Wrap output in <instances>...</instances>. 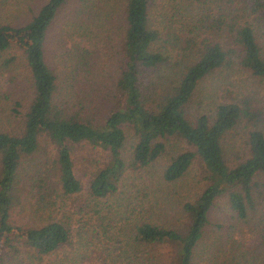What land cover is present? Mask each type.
<instances>
[{"label": "trees", "instance_id": "trees-1", "mask_svg": "<svg viewBox=\"0 0 264 264\" xmlns=\"http://www.w3.org/2000/svg\"><path fill=\"white\" fill-rule=\"evenodd\" d=\"M120 1L110 67L96 62L99 49L83 33L82 42L66 31L47 46L60 17L69 16L68 27L83 32L98 13L94 6L104 8L107 0H0V264H77L102 244L101 232L112 248L102 253V246L92 264H198V247L218 232L209 215L220 198L232 219L224 234L230 238L250 225L264 244V107H256L252 93L226 85L209 114L187 109L214 72L224 73L217 77L222 82L226 72L264 82V0H168L176 26L152 18L154 0ZM21 4L24 9L10 8ZM109 42L106 35L100 43L105 53ZM15 46L26 69L23 90L12 72ZM99 65L100 81L88 80ZM241 125L245 152L228 162L224 139ZM128 134L133 143L125 154ZM171 139L188 148L170 154L155 178L144 175L133 184L132 207L119 202L122 208L112 213L100 203L151 167ZM42 144L50 151L39 159ZM192 163L201 188L182 202L184 222L165 225L153 210L162 202L158 180H179ZM81 232L90 247L86 256L53 257ZM221 235L211 237L201 264L240 249L220 245Z\"/></svg>", "mask_w": 264, "mask_h": 264}, {"label": "rangeland", "instance_id": "rangeland-1", "mask_svg": "<svg viewBox=\"0 0 264 264\" xmlns=\"http://www.w3.org/2000/svg\"><path fill=\"white\" fill-rule=\"evenodd\" d=\"M169 3L168 0H154L153 6L151 8V16L154 20L157 22H160L161 19H164L169 23L171 26H176V17L173 16V20L175 21L173 23H170V19H168L169 15L172 14L169 9ZM10 7V6H9ZM97 6H94V10H96L98 13L95 14V18L92 19V22L89 23V27L85 29L83 32H80V30L76 31L68 27L67 23L69 21V16L60 17L59 20L55 21L53 30L51 33V42H47L48 48H53L55 46L54 37L60 38L65 36V32H72L69 37L70 39L76 41V42H82V36L81 33L85 35L86 38L89 39L90 46L95 45L98 50L96 57V62H100L101 64H107L108 66L112 67L114 65L115 58L113 57L116 53V47H115V38L117 34V24L120 21V9H121V1L120 0H107L104 8L100 7L96 8ZM10 8H17V9H24V5H19L16 7L15 5H11ZM72 6H70V9ZM67 19V20H66ZM169 25L168 27H165L162 33L164 35L166 32H169ZM88 33V36H87ZM109 35L110 42H109V50L108 53H105L103 47H101L100 43L102 42V39ZM67 36V35H66ZM264 34L259 37V40L263 38ZM263 47H264V40L262 41ZM68 46V45H67ZM13 54L17 56V63L13 66L12 72L16 76V81H19L21 84L18 86L20 90L24 89V83H25V67L23 65L22 58L20 56V52L18 48L15 46V48L12 49ZM227 75V79L220 81L217 79V77H222L224 73L221 72H214L211 74V76H208L205 80L201 81L197 87V90L194 93V96L191 99L190 104L188 105L187 109L191 115L196 114H209L212 104H210L211 100H221L223 101L221 96V89H223L226 85L228 86V89H230L232 92L239 91H247V93H252L254 95V99L257 101V108L264 107V82H259L251 77H249L247 74H236L235 77L229 76L228 73H225ZM102 76L101 67L98 66L97 70L94 72L89 73L87 76H85L88 80H98L100 81ZM232 83L234 84V87H232ZM218 89H217V88ZM214 90V92H213ZM232 95V93H231ZM242 126V125H241ZM246 131L247 128L237 127L236 129H233L229 132L227 137L224 139V152H225V158L228 162L236 160L237 156H242L245 152V143L244 140L246 139ZM130 134L127 135V138L124 143V153L128 154L131 149V145L133 143V139L131 138ZM42 151H38V156H35L39 159H42L43 152L50 151V146L42 144ZM188 147L181 141L171 139L167 143L166 152L164 155H162L159 159L156 160V162L147 169H144L139 172V175L132 174L129 176V179H126L122 186L119 187V193H117L114 197H108L106 199H100V203L104 204L110 209V212L114 213L115 209H121L122 207L118 205L119 202H130V207L135 202L136 197L138 196L137 193H135V188L133 184L139 182L140 178L144 175H147L150 178H153V174H156V170L158 171V168L161 166L163 162H165V159L168 158L170 154H174L176 152H181L184 149H187ZM79 158L86 159L88 155L86 152H80L76 154ZM197 164L192 163L185 173L183 174L182 178L179 180H176L172 183H166L162 180H158V186L160 189V193L156 196L159 198L160 206L154 207L153 210H155L154 216L162 221L165 225H174V226H180L184 222V214L180 211V206L183 201L191 198L194 196L195 193L199 192L200 190V183H197V177H196V169ZM150 171V174L147 172ZM153 173V174H152ZM155 178V177H154ZM68 203V201H67ZM111 206V207H110ZM257 211L259 212L260 210ZM256 211V212H257ZM27 214V213H26ZM22 212L19 213V222H21L22 219ZM31 215V214H29ZM136 213L134 215H131V218H135ZM31 218V216H24V219ZM76 218V217H74ZM210 222L212 224L219 223V227H216L214 225L212 227L213 230H218L216 233H210L209 236L214 237L218 234H222L221 237L217 239L218 243L220 245H224L226 247H229L231 244L235 247H240V249H235L229 251V253H226V256H220L218 258V261L214 264H220L221 260L229 259V261H232V259H237V262L239 264H264V244L261 245L258 243L259 238L257 234H252L250 231L251 226L247 225L244 226L241 232L232 234L231 237H227L224 234L223 226H227L229 222L232 221L230 211L227 208L226 202L224 198H220L217 201L214 202V205L210 211ZM95 218H91L92 223H96ZM35 220H38V217L35 218ZM98 222V221H97ZM97 225L99 223H96ZM254 232H257L255 230H252ZM115 232V230H113ZM258 233V232H257ZM83 232H81L79 235L74 233L72 238L67 244H64L61 248H59L54 254L53 257L55 259H62L61 257L64 256L66 259H70V256H74L75 253H82L83 256H86L89 253L88 245L84 243L83 238ZM101 240L102 244H99L98 249L93 252V254L90 255V258L84 259L79 261L77 264H92L94 256H98L97 252L99 249L103 246L102 253L110 252L112 245L111 239L109 238L108 241L105 243V240H107V237L104 236V234L101 232ZM211 237H209L208 240L202 243V247H198V257L196 258V263L198 261V264H201L199 261L200 256L204 254V252L210 248L212 249V243H210ZM119 249L116 245V252H118ZM165 251V250H163ZM133 258V256L131 257ZM223 258V259H222ZM137 261V259H132V263ZM139 264V263H138ZM203 264H207V262H204Z\"/></svg>", "mask_w": 264, "mask_h": 264}]
</instances>
